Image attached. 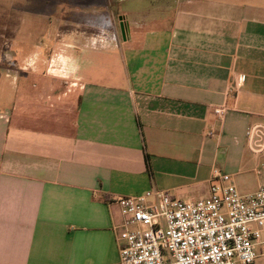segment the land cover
I'll return each mask as SVG.
<instances>
[{
  "label": "crops",
  "instance_id": "crops-1",
  "mask_svg": "<svg viewBox=\"0 0 264 264\" xmlns=\"http://www.w3.org/2000/svg\"><path fill=\"white\" fill-rule=\"evenodd\" d=\"M40 1L18 21L38 17L41 40L14 27L2 72L0 264H115L117 197L200 199L214 168L264 187L247 141L264 123V0Z\"/></svg>",
  "mask_w": 264,
  "mask_h": 264
},
{
  "label": "built area",
  "instance_id": "built-area-1",
  "mask_svg": "<svg viewBox=\"0 0 264 264\" xmlns=\"http://www.w3.org/2000/svg\"><path fill=\"white\" fill-rule=\"evenodd\" d=\"M243 76L230 84L236 93ZM229 105L214 108L223 116ZM250 149L264 153V123L247 130ZM120 259L115 264H264V187L243 194L230 173L214 168L210 194L183 200L168 190L119 196Z\"/></svg>",
  "mask_w": 264,
  "mask_h": 264
},
{
  "label": "rangeland",
  "instance_id": "rangeland-1",
  "mask_svg": "<svg viewBox=\"0 0 264 264\" xmlns=\"http://www.w3.org/2000/svg\"><path fill=\"white\" fill-rule=\"evenodd\" d=\"M75 0H65L64 2L68 3V6L73 4ZM117 1V5L119 7V9L122 11V9L124 10L125 7L129 4H131V2L133 0H116ZM160 0H155L156 3H160ZM26 2V0H0V94L1 92L3 93V89H4V76L2 74V72L5 73V70L7 69V67H12L11 65V61H9L8 59V52L13 51V49L15 50L16 48L13 47V43H14V27L18 26V27H28V28H33V30L35 31H39V34H36L35 36H31V39L29 41H32L33 43L36 41H40L41 37H42V32H43V28H44V23H42L41 21L39 22V18L38 17H32L31 19H28V15L24 16L25 18H21V19H25V26H24V22H21V19L18 21V15L20 14L18 11V7L21 6L22 11H20L22 14H26L25 11H29V10H25L23 8V4ZM154 2V1H153ZM147 2L144 3V5ZM150 2H148L147 5H149ZM146 9H148V11L151 12L150 6H146ZM24 10V11H23ZM29 13V12H28ZM119 13V10H118ZM30 14V13H29ZM71 15L76 17L75 13L73 14L71 12ZM118 19V17H117ZM35 20V22H33ZM27 35V34H26ZM17 38V36H16ZM28 41V42H29ZM26 42L25 45H22V48H24V54L28 53L30 48H31V44ZM111 61H113V58H111ZM56 72V71H55ZM58 73V71H57ZM24 75V74H23ZM13 76V75H11ZM94 77L96 76L93 75ZM58 78H62V80H66L67 82L70 83V85L72 86H76L74 85V83H77L78 80L75 78L76 76H57ZM102 78H105V80L107 81H111L109 79H112V76L110 74H106L105 76H103ZM9 90V88L6 86V90ZM5 90V89H4ZM6 94H8V91H5ZM1 96V95H0ZM0 105H2V100H0Z\"/></svg>",
  "mask_w": 264,
  "mask_h": 264
},
{
  "label": "flooded vegetation",
  "instance_id": "flooded-vegetation-1",
  "mask_svg": "<svg viewBox=\"0 0 264 264\" xmlns=\"http://www.w3.org/2000/svg\"><path fill=\"white\" fill-rule=\"evenodd\" d=\"M64 1L65 0H46V2H48L50 5H52L54 7L60 3H63ZM25 3H30L31 5H38L41 3V1L40 0H26ZM75 3H76V1H75Z\"/></svg>",
  "mask_w": 264,
  "mask_h": 264
}]
</instances>
